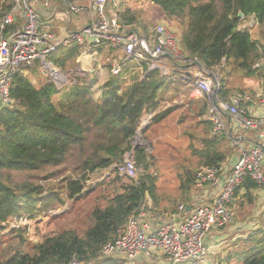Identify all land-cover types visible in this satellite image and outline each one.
<instances>
[{
  "label": "trees",
  "instance_id": "16d2710c",
  "mask_svg": "<svg viewBox=\"0 0 264 264\" xmlns=\"http://www.w3.org/2000/svg\"><path fill=\"white\" fill-rule=\"evenodd\" d=\"M13 1L0 0V20L9 12ZM126 1L121 2L119 10L123 24L128 30L136 28L148 35L151 26L148 32L146 24L135 27L134 13H130ZM147 1L157 6L167 20L177 23L181 51L188 58H195L205 70L218 75L217 95L221 99L244 94L239 87H231L229 76L264 77V63L253 68L259 59H264V0ZM249 15H253L262 29L261 40L252 39L247 29L239 28ZM18 26V21L8 24L4 32ZM107 48L109 53L105 58L110 59L116 49ZM97 51L102 52L100 47ZM79 54V46L72 44L49 55L51 64L67 76V83L59 88L50 79L41 80L40 75L39 82L33 83L27 75L16 73L10 87L11 102L0 108V231L9 229L0 237L6 235L5 241H12L6 247L12 252L0 255V264H66L72 257L84 264H124L120 258L99 257V250L117 237L127 218L138 211L146 197L155 198L157 179L150 169L156 160V156L151 155L152 141L160 126H174L171 122L162 123L185 105H168L172 97H178L181 87L187 85L179 77L184 64H171L172 72L168 76L160 74L158 69L150 70L143 79L135 73L127 83L121 75L109 73L100 97L95 99L90 93V75L78 69ZM108 64L110 68V62ZM146 69L144 64L143 70ZM37 72L32 70L38 76ZM188 88L187 85L185 91ZM169 90H172L171 96H168ZM186 103L192 110L189 113L184 110L175 125L195 121L200 128V140L196 147L190 146L198 157V164L220 166L229 155L223 146L233 150V154L236 152L231 137L211 133V123L205 118L208 102L204 96L194 101L188 99ZM147 113L153 115L148 126L139 133L142 118ZM151 130L154 134L149 135ZM138 135L149 143L134 145L133 140ZM127 155L141 173L134 181L113 171L95 188H89L97 194L89 211L90 223L82 234L64 227L44 234L34 244L33 253L21 249L27 242V226L12 228L10 223L6 224L10 219L18 221L23 216H33L34 211H40L41 217L53 219L54 215L48 212L55 209V203L64 205L66 201L78 199L93 173L111 168ZM49 166L64 167L69 173L56 184L50 180L59 169L40 175L38 180L47 181L46 185L34 182L30 175L20 180L11 175ZM195 171L194 167L186 165L179 168L178 188L185 196L181 202H190L195 190ZM257 187L254 181L247 179L237 190L244 188L245 197L252 201L251 190ZM147 210L166 213L156 208ZM258 228L242 241L241 264H264V224Z\"/></svg>",
  "mask_w": 264,
  "mask_h": 264
},
{
  "label": "built area",
  "instance_id": "2783aa9c",
  "mask_svg": "<svg viewBox=\"0 0 264 264\" xmlns=\"http://www.w3.org/2000/svg\"><path fill=\"white\" fill-rule=\"evenodd\" d=\"M72 16L89 12L88 24L67 32L63 37L50 30L40 29V12L35 7L52 8L51 0H14L9 12L0 20V108L11 102L10 87L16 73H23L25 67L37 63L39 73L50 79L59 88L67 83V76L48 60L50 54L61 47L76 44L79 57H93L101 46L119 50L113 59L109 72L127 79L136 69H141L139 79L153 69L168 76L173 63L184 64L180 80L189 89L204 96L208 102L206 118L211 123L213 135L226 134L236 148V159L229 166H201L195 171V190L189 203L179 202L168 218L159 221L160 214L149 212L144 203L130 215L116 238L104 243L99 257L120 258L124 264H139L158 256L162 264H212L206 236L211 229L225 227L232 219L230 205L236 190L247 179L258 187L264 185V88L256 95L236 94L230 99H221L218 75L205 70L195 58H188L179 47L175 29L167 24H154L149 34L139 29L128 30L123 24L119 10L123 0H91L88 5L81 0H59ZM19 22L17 29L4 32L8 24ZM163 61H166L164 67ZM258 60L253 68L261 66ZM148 64L146 70L143 65ZM32 66V67H33ZM134 72V73H133ZM246 105H257L252 113ZM224 116L234 121L243 131L254 130L256 140L250 146L235 139L228 131ZM150 113L142 121L150 119ZM117 173L136 181L140 168L129 160L128 155L115 165ZM207 198L208 200H201ZM17 223L16 220H14ZM10 227L16 228L17 224ZM66 264H83L76 257Z\"/></svg>",
  "mask_w": 264,
  "mask_h": 264
},
{
  "label": "rangeland",
  "instance_id": "374dc122",
  "mask_svg": "<svg viewBox=\"0 0 264 264\" xmlns=\"http://www.w3.org/2000/svg\"><path fill=\"white\" fill-rule=\"evenodd\" d=\"M52 1V0H51ZM82 1V0H81ZM87 1V2H86ZM91 2V0H83L82 4L88 5V3ZM127 8H129L130 13H134L135 21L134 26L139 27L143 24L147 25L146 31L148 32L149 26H153L154 24H167L173 29L177 31V33L180 35V30L177 26V23L175 21L167 20L162 13V11L155 5L149 3L147 0H128L126 1ZM125 5V6H126ZM89 12H82L79 14V16L86 17ZM74 17V16H72ZM86 21V20H85ZM70 28H74V23L71 21ZM240 29H247L252 37V39L261 40V27L255 23L253 15H249L245 17L241 23L239 24ZM119 52L118 49H116ZM119 54V53H118ZM118 54H111L110 58V65L114 58L118 56ZM110 56V55H109ZM262 60L261 66L264 63V59ZM108 60L105 58H101V61L98 60V67L102 64L105 66L106 64V70L108 72V75L104 78L98 75V73H88L91 79V85H90V93L91 96L95 99L99 98L101 95V87L103 83L108 79L109 76V67H108ZM167 62L163 61V66L166 67ZM33 66V65H32ZM25 67L24 69V75H27L32 79V82L38 83L39 78L41 76V80L43 79V76L39 73L38 67L36 63L34 66ZM144 66V65H143ZM148 67V64H146ZM34 68V69H33ZM259 68V67H258ZM38 71L36 74L32 73V70ZM141 69H136L134 72L137 74H140ZM144 71V70H142ZM133 72V73H134ZM134 73V74H135ZM40 75V76H39ZM39 77V78H38ZM131 77V76H130ZM45 78V77H44ZM122 80H126L121 77ZM129 81L127 79L126 83ZM228 81L231 85V87H239L245 94L249 95H256L257 92L261 91L264 88V77L261 76H252V77H243L238 75H232L229 76ZM61 87V86H60ZM170 91V92H169ZM168 91V96L172 95V90ZM120 92V91H118ZM167 93V92H166ZM165 93V94H166ZM178 97H172L168 104L172 105L173 103H180V96L177 94ZM183 95V93H182ZM185 112H188L186 109ZM149 113L145 114V116H148ZM153 114L150 113V116ZM189 115V114H187ZM146 121H142L138 131L139 133L145 129L148 124H145ZM168 122L174 123V126L168 127L163 126L159 127L158 134H155L154 139L152 141V148H149L148 152H151V155L156 156V160L154 162V167L152 166L150 169L155 173L157 188L155 189V198H149L146 197L144 199V205L147 208H156L163 211L171 210L175 205L183 199H185V196L181 192V190L178 188V177L177 174L179 172V168L181 166H191L194 167V170L201 167V165L198 164V157L193 154V150L191 148V144L194 145V147L197 146V142L200 140L198 138L199 136V130L200 128L196 126L195 121H185V123L182 124H176L175 121H164L162 124H166ZM203 125V124H202ZM204 133V132H203ZM154 134V130H151V133L149 135ZM142 136V135H141ZM141 136L138 135L134 138L133 144H142L149 142H143L141 139ZM224 150L227 151V154H229L227 157L228 159L233 156V150L231 151L227 146H223ZM130 160V159H129ZM227 164V163H226ZM203 166V165H202ZM198 167V168H197ZM156 168V169H155ZM54 169H59V171H56V175L51 178L50 181L52 183H58V181L64 174L67 175L69 173V170L62 167L61 168H54V167H46L41 170H35L33 172H12L11 175L15 180L23 179L27 176H32L30 179L34 182H38L40 175H43L49 171H55ZM115 165L111 166L109 169L101 170L98 172L93 173L88 181H86L84 189L82 190V195L76 199L71 201H66L64 205H58L57 203L54 204L55 209H51L48 213L50 215H54L53 219H48L47 217H41L40 211H34V215L32 216L30 214V217H21L18 219L17 223L14 222L15 219H10L7 225L10 223H15L18 226L19 225H26L27 226V242L22 246L21 249L24 251H27L29 253H33L34 251V244H36L40 239H42L44 234L52 233L56 230H59L64 227H70L77 231L79 234H82L83 231L87 228V226L90 223L89 219V211L95 204V192H90L89 188H95L98 184H100L103 180L108 177V175H111L113 171L115 172ZM60 172V173H57ZM159 174H158V173ZM141 173V169L139 171V174ZM43 185H46L48 183L47 181H40ZM237 198V199H236ZM264 196H252V201H248L246 197H236L234 199V205H230V210L232 211V219L231 223H228L225 225V228L230 225V232H234L236 237L238 236L237 233L242 234L244 236L250 234L253 231H257L259 226L264 224ZM167 212V211H166ZM26 215H29L28 213ZM40 219H43L42 222H40ZM9 224V225H10ZM246 225V228L242 229ZM253 225V226H251ZM255 226V227H254ZM254 227V228H252ZM252 228V229H251ZM242 229V230H241ZM9 231L8 228L6 230L0 231V236L2 234H6ZM6 236V235H5ZM4 236V237H5ZM4 237H0L1 239H4ZM244 240L243 236L241 238H238L239 242L240 240ZM12 241H5L0 240V255L6 256L7 253H11L12 250L9 251L7 247V243ZM238 247H242V243L238 245ZM242 249V248H241ZM84 264V263H83ZM236 264H240V261L238 259Z\"/></svg>",
  "mask_w": 264,
  "mask_h": 264
},
{
  "label": "crops",
  "instance_id": "0c3cea01",
  "mask_svg": "<svg viewBox=\"0 0 264 264\" xmlns=\"http://www.w3.org/2000/svg\"><path fill=\"white\" fill-rule=\"evenodd\" d=\"M35 4H36L35 7L40 12V29L50 30L54 32L58 38L63 37L69 31L70 32L76 31L80 29L81 27H84L85 25L88 24V21H89L88 15L86 17H82L79 15L72 17V15L68 12L67 7L64 5V3H61L59 0L51 1L52 8H42L39 3H35ZM71 21L74 23V28H70ZM107 47L109 46L105 45V47H100L102 52L97 51L93 57H90V56L78 57L77 58L78 69L83 73H90V72L94 74L98 73V75L105 78L108 75V72L106 70L107 68L106 64L105 66L101 64L98 67L97 65L99 64L97 62L98 60L101 61V58H105V54L109 53L107 52L108 51ZM118 53H119L118 51L117 53L114 52V54H118ZM107 60H108L107 63H109L110 59H107ZM186 88H187V85L181 87V90L178 91L179 92L178 94L180 96L179 98L181 100L180 103H185L184 107L181 108L179 111L171 114L166 119L167 121H179L178 117L180 116V114L184 110L188 109L187 108L188 104L186 103L187 100L190 99L194 101L198 99L199 97H201L197 92L192 91L189 88H188V91H185ZM184 99L186 100L184 101ZM246 109L251 110L252 113H255V112L257 113V111L259 110L257 105H246ZM191 110L192 109L189 108L188 113L191 112ZM145 117L146 116L144 115L143 118ZM224 118L226 119V122H227L228 131L231 133V135L235 139L239 138L240 141L246 146H250L252 143L255 142L257 134L254 130L243 131L241 129H238L235 122L230 120L229 117L224 116ZM235 159H236V152L233 154L232 157H230L226 162H224V165L227 163L230 166L234 162ZM251 192H252V196L253 195L255 196L263 195L264 196V185L251 190ZM239 196L245 197L244 188L237 190L236 197H239ZM201 200H208V199L203 198ZM231 205L232 206L234 205V200ZM168 215L169 213H162L159 215L158 220L163 221L166 218H168ZM243 225L244 226L242 227V229L246 228V225L245 224ZM228 227L230 228V225H228ZM228 227L226 228L223 227L219 229L213 228L206 236V239H205L206 245H208L209 247L208 258L210 259L212 264H236L238 259L241 264L240 254L242 251L241 249L242 247H238V245L242 243L243 240L241 239L239 242L238 238H241L242 236L243 238H245L247 235L244 236L242 234L237 233L238 236L236 237L235 233L230 232V229ZM139 264H162V260L158 256H156L151 260H147V259L141 260Z\"/></svg>",
  "mask_w": 264,
  "mask_h": 264
},
{
  "label": "water",
  "instance_id": "95a60500",
  "mask_svg": "<svg viewBox=\"0 0 264 264\" xmlns=\"http://www.w3.org/2000/svg\"><path fill=\"white\" fill-rule=\"evenodd\" d=\"M238 15H239V16H242V13H241V12H239V13H238ZM147 124H148V121H147Z\"/></svg>",
  "mask_w": 264,
  "mask_h": 264
},
{
  "label": "bare ground",
  "instance_id": "6f19581e",
  "mask_svg": "<svg viewBox=\"0 0 264 264\" xmlns=\"http://www.w3.org/2000/svg\"><path fill=\"white\" fill-rule=\"evenodd\" d=\"M67 47V46H66Z\"/></svg>",
  "mask_w": 264,
  "mask_h": 264
}]
</instances>
